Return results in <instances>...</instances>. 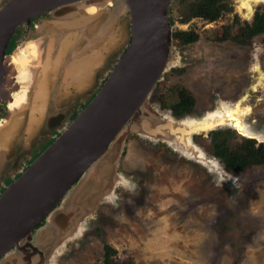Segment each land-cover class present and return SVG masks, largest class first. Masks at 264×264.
<instances>
[{
	"label": "rangeland",
	"instance_id": "obj_1",
	"mask_svg": "<svg viewBox=\"0 0 264 264\" xmlns=\"http://www.w3.org/2000/svg\"><path fill=\"white\" fill-rule=\"evenodd\" d=\"M178 1L172 5L174 17L179 16ZM241 3L242 0L234 1L233 11L236 12L224 13L215 22L202 19L189 22L188 31L198 34L195 43L182 46L174 42L170 55L175 56L177 62L170 61L169 57L166 71L150 98L151 105L161 116L172 115V111L163 109L158 97L162 94L166 104L172 105L177 101L174 88L182 85L194 95L196 105L191 113L180 118L199 117L218 106H224L218 110L223 112L226 107L234 108L241 102L246 111L245 121L264 134V36H256L249 45L218 41L223 39L224 27L235 22L236 13L242 16V24L247 20L242 15L245 9L241 8ZM260 5L264 10V3ZM246 6L248 13L245 16L248 17L252 7L249 3ZM237 29L235 27V32ZM29 35L21 32L17 36L18 42L27 39L21 49ZM82 103L83 99H80L76 108H68L60 115L61 121L54 120L45 125L42 134L35 137V145L38 147L53 139L54 131L63 133L74 115L82 111ZM220 113L205 119L230 116L227 118L233 120L234 115L228 110L225 115ZM169 119L172 118L166 116L163 120ZM191 123L186 121L182 127ZM5 126V123L0 125L3 138ZM246 131L247 135H252L250 130ZM216 132L194 139L193 144L202 153L204 150L206 159L212 162L204 164L206 166L185 159L178 152L190 156L174 144L170 146L178 152L170 149L169 144L129 135L117 169L121 178L119 184L110 198L104 199L84 223L82 234L75 232L63 248L56 250L52 264H103L106 246L116 250L115 259L131 260V264H264V166L250 167L239 174L226 169L214 156ZM20 140L21 137L8 156L0 157V188L4 177H13L20 172L19 165L18 170H11L17 163L16 158L21 156L23 149L26 150ZM62 203L53 213L60 210L64 219H60V212L54 222H61L51 227V232L58 236L67 230L73 233L75 226L82 222L81 214L65 210V201ZM46 228V225L41 227L36 243H31L36 250L46 242L51 244L49 247H55ZM27 243L11 250L0 264L6 260L14 264L26 263L27 256L35 259L36 251H27ZM27 252L30 254L26 255ZM45 261L50 263L48 256Z\"/></svg>",
	"mask_w": 264,
	"mask_h": 264
},
{
	"label": "water",
	"instance_id": "obj_2",
	"mask_svg": "<svg viewBox=\"0 0 264 264\" xmlns=\"http://www.w3.org/2000/svg\"><path fill=\"white\" fill-rule=\"evenodd\" d=\"M175 1L111 0V4H108L109 0H98L99 16L83 28H75L71 23L88 17L85 16L84 7L92 3V0H14L8 11L2 15V19L10 16H13V19H21L27 13L28 16L35 15L59 7V12L66 16L67 22L62 29L64 34L59 40L51 37L55 42L53 51L56 49L57 54L66 37L72 33L76 34L74 43L70 44L69 51L67 50L61 59L56 57L53 51L50 53L48 61L58 59L60 64L56 65V79L54 80V75L50 76L49 90L46 98L43 97L41 101L46 108L43 113H38L43 119L42 128L54 120L61 121L60 115L65 114L68 108H76V102L80 99L91 100L98 91L70 126L59 136L53 137V143L18 179L6 188L2 182L5 190L0 194V259L12 248L28 242V249L36 251V257L31 260V256H27L29 258L26 263L19 261V264H52V257L58 248H63L70 232L63 231L61 236L51 232L52 225L56 226V223L61 222H54L61 212L59 210L53 213L58 203L61 201L63 204L65 201V210L81 214L80 220L85 223L97 211L100 203L108 199L102 195L107 194L110 198L119 184L121 178L117 169L129 135L135 134L151 142L168 145L162 140H154L142 134V125L148 122L160 124L159 121L166 116L178 122L183 119L201 121L208 113L224 107L218 106L199 117L175 118L170 114L161 116L160 111L150 103L153 91L168 66L170 52L174 49L169 9ZM32 12L34 13L31 14ZM122 15L127 16L120 20ZM85 28L101 33L99 44L96 45L93 33L85 35ZM116 29L118 34L126 32L120 42L117 41L118 36L113 40V36L117 34ZM81 35L85 37L82 38ZM49 41L50 39L43 46H47ZM100 46L105 50L115 48V51L112 50L109 55L91 62L98 53L97 47ZM67 61L71 63L68 65ZM79 64H85L88 70L83 74L85 80L81 78L76 83L74 80L73 83L71 80L66 82L68 73L74 71ZM54 71L56 70L51 73ZM99 75L107 77L105 82L101 78L98 79ZM35 94L36 91L33 90L31 102L34 101ZM239 103L243 106L241 102L236 104ZM30 115V111L23 115V124ZM244 117L242 125L250 130L252 135L242 133L234 125H214L207 133H200L208 137L212 132L231 129L245 139L255 140L257 145L264 144V134L253 129ZM52 129L55 130V126H52ZM24 134L23 131L20 137L22 139L24 136L25 141ZM201 134L191 133L190 142L194 143L195 137ZM13 140L15 144L16 137ZM168 147L178 152L172 146ZM6 153V150H0V157ZM178 153L187 160L202 164L197 159ZM60 215V219H64L62 212ZM43 222L42 227L46 225V232H49V237L51 235L50 241L55 243V247H49L51 244L46 242L36 250L31 243H36V236L41 232L40 227H35ZM63 237L65 240L58 243L59 238ZM28 254L30 252L26 253ZM46 256L50 263L45 261ZM4 264L14 263L6 260Z\"/></svg>",
	"mask_w": 264,
	"mask_h": 264
},
{
	"label": "bare ground",
	"instance_id": "obj_3",
	"mask_svg": "<svg viewBox=\"0 0 264 264\" xmlns=\"http://www.w3.org/2000/svg\"><path fill=\"white\" fill-rule=\"evenodd\" d=\"M247 3H249L253 9V7L256 4L264 3V0L243 1L241 3V8H244L246 11H247V6H246ZM108 4H111V0H109ZM84 8H85V16L88 17H83L71 23L76 26L75 28H83L84 26L92 23L93 21L96 20V18L100 14V10L98 7V0H92V3L86 4ZM33 13L34 12H32L31 14ZM26 16L28 17V13L26 14ZM57 24L60 26H64V23L57 22ZM38 28L40 29V26H38ZM83 32L85 33L86 36L90 33H93L95 37L96 45L100 43L98 40H99V35L101 33L98 30L85 28ZM115 32L117 33V29ZM125 33L126 32L122 31L119 34L118 33L115 34L113 36V40L115 41L116 37L118 36L117 41L120 42V40L124 38L123 34ZM75 35L76 34L72 33L66 37L63 47L61 46L60 50H58V54L56 49L53 51L55 42H53L51 37L54 36V34L50 33V35H47L50 38L49 41L50 43L47 46H43L44 38H38L36 40L30 38L26 43V45L24 46V48H22L20 51H16V50L13 51V53L9 56V58H7L6 62H0V103L3 101H7L9 103V109L14 114L13 118L11 119L9 118L8 120H6L5 123L6 136L4 138L1 136V132H0V150L1 151L6 150L8 153H6L5 155L8 156V154H10L14 150L15 147L13 144L14 141L13 139L16 137V142H17V140L20 137V134L23 131L25 133V141L21 139L20 144L25 142V146L29 147L34 137L42 130H44V128H42L43 119H41L38 113L41 114L46 109L44 104L42 105L41 101L43 97L46 98L47 91L49 90L50 76L54 75V80L56 79V75L58 73V70L56 69L57 68L56 65L60 64V60L58 59H56L55 61L52 60L48 61L49 56L50 53L53 51L56 57L62 58L65 52L67 50L69 51L68 47L70 46V44L74 43ZM81 37L84 38L85 36L81 35ZM89 38H91V36H89ZM92 46L94 47V45ZM104 50L105 49H101V46L97 47L98 53L94 55V59L91 62L96 61L97 58H102L106 55H109V53H111L112 50H113L112 52L115 51V48L110 47L107 50H105V52H103ZM70 63L71 61L68 62V65ZM8 66L12 68L11 71H8L6 69ZM53 70L56 71L51 73ZM86 70L87 69L85 68V64L82 65L79 64L74 71L68 73V79L66 80V82L71 80V83H73L74 80L76 83L81 78L82 80H85L83 74L84 72H86ZM31 90L36 91L35 99L33 102H31L29 95L30 94L29 92ZM40 105L42 106L40 107ZM27 110L30 111L31 115L29 119L26 120L25 123L23 124V120H22L23 113L26 112ZM223 110H224L223 112L217 110L215 112L209 113L207 114V117L216 112H221L220 113L221 115H225L226 110H228L229 113H231V115H234L233 120H229V118H227L230 116L227 117L216 116L212 119L204 118L201 121L192 120V119H183L180 122L174 121L172 119H169L167 121L160 120L159 121L160 124L148 122L146 123V125H142L140 132L142 134H145V136L152 138L154 140L159 139L166 142L169 145L172 144L176 145V147L183 150L190 157L197 159V161L202 164H211L212 162L206 159L205 154L202 153V151L198 149L193 144V142H190L191 133L201 134L200 133L201 131L207 133L209 130H211L214 127V125H222V126L234 125L235 127L239 128V130L244 134H247L246 130H248L246 129L245 126L242 125L243 116L246 112L245 107L238 105L234 108L226 107ZM186 121L192 123L190 125H186L182 127V124H184V122ZM171 123H173V125ZM242 128H244L245 130L244 129L241 130ZM147 133L149 135H146ZM179 145L182 146L184 145V147ZM102 196L108 198L107 194H104ZM76 231L77 233L82 234L83 232L82 225L75 226V231L73 233L69 232V234H67L68 238L74 236V233ZM64 240H65L64 237L59 238L58 243H62Z\"/></svg>",
	"mask_w": 264,
	"mask_h": 264
},
{
	"label": "trees",
	"instance_id": "obj_4",
	"mask_svg": "<svg viewBox=\"0 0 264 264\" xmlns=\"http://www.w3.org/2000/svg\"><path fill=\"white\" fill-rule=\"evenodd\" d=\"M236 0H179V15L182 21H191L193 19H202L208 23L215 22L224 13L233 11V2ZM237 27V32H235ZM179 44L182 46L195 43L198 34L195 33H177ZM256 36H264V10L261 8L257 12L256 20L253 25L240 22V17L236 16L235 22L224 27L223 39L218 41H235L239 45L250 44ZM177 101L172 105H167L164 96L158 97L161 107L172 111V115L180 118L194 110L196 99L190 90L182 85L174 88ZM214 133V132H213ZM235 139V140H234ZM54 141L42 147L39 153L35 154L33 161L40 156ZM235 141V142H234ZM214 156L222 161L226 169L236 174L246 171L250 167L264 166V144L257 145L255 140H248L238 136L235 131L230 129L216 132L213 137ZM116 250L110 246L104 249L103 264H131V260H117Z\"/></svg>",
	"mask_w": 264,
	"mask_h": 264
},
{
	"label": "flooded vegetation",
	"instance_id": "obj_5",
	"mask_svg": "<svg viewBox=\"0 0 264 264\" xmlns=\"http://www.w3.org/2000/svg\"><path fill=\"white\" fill-rule=\"evenodd\" d=\"M176 1H178V0H176ZM12 2L14 3V0H0V62H6L7 58H9V56L12 54L13 50H16V51L21 50L22 44L25 41H27V39H26L24 42H23V40L21 42L20 41L18 42L17 36L20 35L21 32H24L25 34H30L29 36L33 40H36L38 38H44L43 44H46L48 39H50L47 35H50V33L54 34V36H52V38L56 39V40H59L60 36L64 34L63 30H62L63 26L58 25L57 22L58 23H64V24L67 22L66 16H64L63 13L59 12V7L55 8V9L54 8L49 9L48 11L40 13V14L29 15L28 17L25 15V16L21 17V19H20V17H18V19L17 18L13 19V16L12 17L10 16L6 19H2V18H4V17H2V15H4L8 11L7 9L10 7ZM260 4H257V5H259V6H257V8L252 9V13L249 14L248 17L245 16L248 12L246 10H243L242 15L245 19H247L244 21V23L248 24L249 26L254 24V22L256 20L257 12L262 8ZM172 5L169 9V13H170V22H171V26H172V30H173V42L179 43V38L176 36L177 33L192 32L191 30L188 31V29H187L189 22H192V20L191 21H182V17L180 15L174 17L172 15V12H171L173 10ZM238 10H239V7H238ZM233 12L235 13L236 10L234 9ZM235 15L238 16L239 14L236 13ZM122 17H124V15ZM238 17H242V16H238ZM38 26H40V29L38 28ZM40 36H42V37H40ZM170 61H173L174 63H176L177 62L176 57L170 55ZM6 69L8 71L12 70V68L9 66ZM100 78L103 80L107 79V77L105 78V76L103 77V75H99L98 79H100ZM103 82H105V81H103ZM97 91H96V93H97ZM29 93H30L29 95H30V99H31L33 90H31ZM92 94H94V93H92ZM29 103H30V101H29ZM88 103H89L88 101L83 100L81 107L85 108L88 105ZM27 112H28V110L26 112H24L23 115H26ZM75 115L78 116L79 114H75ZM13 117H14V114L9 109V103L7 101L1 102L0 103V124L6 123V120H8L9 118L11 119ZM72 122H73V120H72ZM42 132L43 131L38 133L35 137H39L40 134H42ZM54 134L56 136H59L58 132H56V131H54ZM35 137H34L32 143L30 144V146L28 148L25 146V142L23 143L24 148L26 150L23 149L21 156L16 158L17 163L14 161V158L16 157L18 150H16V153L14 154L15 156L14 157L12 156L13 159L11 161H12V163L15 162V164L13 166H11V164H9V166L12 167L11 170H14L19 165L20 172L18 174L14 175L13 177H10V176L5 177V179H4L5 183L3 182L5 188L7 186H9L12 182H14L16 179H18L19 176H21L22 173L28 169V167L33 163V158H34L35 154L39 153L40 150L42 149V147H44L45 145L50 143V140H51V139H48L45 143H43V144L41 143L37 147L35 145L36 144ZM22 156H25V157L22 158ZM17 170H18V168H17ZM4 187L1 188L2 191L5 190Z\"/></svg>",
	"mask_w": 264,
	"mask_h": 264
},
{
	"label": "clouds",
	"instance_id": "obj_6",
	"mask_svg": "<svg viewBox=\"0 0 264 264\" xmlns=\"http://www.w3.org/2000/svg\"><path fill=\"white\" fill-rule=\"evenodd\" d=\"M108 76H109V75H108ZM105 80H106V79H104L103 81H105ZM95 93H96V92H95ZM94 96H95V94L93 95V97H94ZM93 97H92V99H93ZM92 99H91V100H92ZM83 100L88 101V102L91 101V100H86V99H83ZM77 106H78V105H77ZM82 109H84V108H82ZM80 113H81V112H80ZM80 113H79V114H80ZM76 114H78V113H76ZM74 116H75V117H74ZM74 116H73L74 119L77 118L76 115H74ZM172 116H173V115H172ZM176 118H177V117H176ZM212 133H213V132H212ZM24 135H25V134H24ZM196 137H197V136H196ZM22 139H24V136H23ZM4 179H5V177H4ZM4 179L2 180V182H4ZM4 183H5V182H4ZM5 185H6V184H5ZM1 188H2V187H1ZM1 188H0V194H2V193L4 192V191L1 190ZM60 205H61V201L58 203L57 208H59ZM57 208H56V209H57ZM56 209H55V210H56ZM55 210H54V211H55ZM44 222H45V221H44ZM44 222L41 223V224H39L37 227H35V229H37V228H39V227L41 228L42 225L44 224ZM80 225L83 226V225H84V221H83L82 224H80ZM35 229H34V230H35ZM33 232H34V231H33ZM76 232H77V231H76ZM78 234H79V233H78ZM74 236H75V235H74ZM72 237H73V236H72ZM68 239H69V238H68ZM20 246H21V244H20L19 246H17V247H14V248H20ZM14 248H12L11 250H13ZM26 249H28V248H26ZM11 250H10V251H11ZM28 251H31V249L29 248ZM5 256H6V255H5ZM5 256H4V257H5ZM1 260H2V258L0 259V261H1Z\"/></svg>",
	"mask_w": 264,
	"mask_h": 264
}]
</instances>
